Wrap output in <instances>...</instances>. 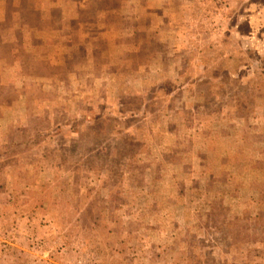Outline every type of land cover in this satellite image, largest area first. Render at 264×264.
Instances as JSON below:
<instances>
[{
	"label": "rangeland",
	"instance_id": "rangeland-1",
	"mask_svg": "<svg viewBox=\"0 0 264 264\" xmlns=\"http://www.w3.org/2000/svg\"><path fill=\"white\" fill-rule=\"evenodd\" d=\"M0 264H264V0H0Z\"/></svg>",
	"mask_w": 264,
	"mask_h": 264
},
{
	"label": "trees",
	"instance_id": "trees-1",
	"mask_svg": "<svg viewBox=\"0 0 264 264\" xmlns=\"http://www.w3.org/2000/svg\"><path fill=\"white\" fill-rule=\"evenodd\" d=\"M22 133H24V131H21Z\"/></svg>",
	"mask_w": 264,
	"mask_h": 264
}]
</instances>
